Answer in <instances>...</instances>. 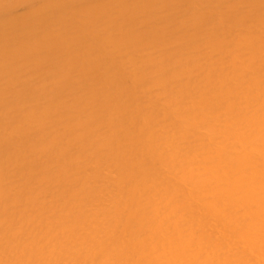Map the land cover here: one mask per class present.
Listing matches in <instances>:
<instances>
[{"label":"bare ground","instance_id":"bare-ground-1","mask_svg":"<svg viewBox=\"0 0 264 264\" xmlns=\"http://www.w3.org/2000/svg\"><path fill=\"white\" fill-rule=\"evenodd\" d=\"M0 264H264V0H0Z\"/></svg>","mask_w":264,"mask_h":264},{"label":"rangeland","instance_id":"rangeland-1","mask_svg":"<svg viewBox=\"0 0 264 264\" xmlns=\"http://www.w3.org/2000/svg\"><path fill=\"white\" fill-rule=\"evenodd\" d=\"M24 8V7H23ZM22 8H20V11H25V8L23 10H21Z\"/></svg>","mask_w":264,"mask_h":264}]
</instances>
